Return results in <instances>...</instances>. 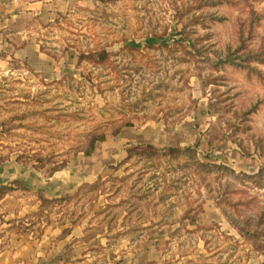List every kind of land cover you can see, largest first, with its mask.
<instances>
[{
	"label": "rangeland",
	"instance_id": "obj_1",
	"mask_svg": "<svg viewBox=\"0 0 264 264\" xmlns=\"http://www.w3.org/2000/svg\"><path fill=\"white\" fill-rule=\"evenodd\" d=\"M0 14L14 45L0 163L75 166L78 184L52 199L7 185L0 228L80 221L131 264L147 245L146 264H264V179L249 178L264 164V63L246 58L264 50V0H0Z\"/></svg>",
	"mask_w": 264,
	"mask_h": 264
},
{
	"label": "crops",
	"instance_id": "obj_2",
	"mask_svg": "<svg viewBox=\"0 0 264 264\" xmlns=\"http://www.w3.org/2000/svg\"><path fill=\"white\" fill-rule=\"evenodd\" d=\"M7 18L0 14V54L3 51H12L13 42L8 39L6 33L13 32L12 16L8 17V22H3ZM6 26V27H4ZM23 51V48L18 49ZM19 52L16 57H24L28 54ZM30 57V55H29ZM75 166H65L47 177H39L40 172L30 165L18 161L0 163V186L10 185L13 181H18L29 191H37L45 198H59L73 192L77 186L68 179L69 171ZM72 170V171H73ZM58 173L57 175H55ZM73 173H75L73 171ZM58 177H60L58 180ZM42 227L39 231L30 230L22 232L17 228H0V264H131L130 258L122 257L113 251L108 254V250L100 247L98 236L80 227V221L67 227L63 222ZM113 230V228L109 231ZM164 229L158 231V236L165 234ZM29 232V233H28ZM35 232H38L36 235ZM107 240V239H105ZM106 242V241H105ZM104 242V243H105ZM148 245L144 253L140 255L138 264H146L149 261ZM117 254V255H116ZM116 260V261H115Z\"/></svg>",
	"mask_w": 264,
	"mask_h": 264
},
{
	"label": "trees",
	"instance_id": "obj_3",
	"mask_svg": "<svg viewBox=\"0 0 264 264\" xmlns=\"http://www.w3.org/2000/svg\"><path fill=\"white\" fill-rule=\"evenodd\" d=\"M211 2H212V3H210V5H215V2H214V1H211ZM192 22L194 23V22H199V21H198L197 17H193ZM185 39L189 40L187 34L183 35L182 39H179V40H180V42H183V40H185ZM246 58H247V59L249 58V59H251V60H254V61L258 62V63H264V50H262L261 52L252 53V55H247ZM241 60L244 61V60H245V57H242ZM220 62H221V63L238 64V63L235 62V58L232 57L231 54H228L224 59H221ZM239 66H241V67H245L246 65H245L244 63H240ZM252 70H254L255 73L258 72V70H255V69H252ZM241 120L245 121V120H247V119H241ZM243 121H242V122H243ZM247 128H248V127L243 126V127H242V130L246 131ZM103 138H104L103 136L100 137V140H103ZM147 147L150 148V149L152 150V152H147V153H148V154H151V155H153V156H157V153H158L159 151H161V150L158 149V148L155 149V148H153V147H150V145H147ZM187 149H188V148H184V149L169 148L168 150H169L170 152H172V153H175V152H179V151H181V150H182V151H185V150H187ZM163 150H164V149H163ZM201 166H202L203 169H206L207 171H208V170L212 171V170H216V169H217V170L222 169V170H226V171H228V172H233L232 169H230V168L227 167L226 165H222V164H216V163H215V164H202V163H201ZM249 178H253V179H255L256 184H258V185H262V180L264 179V164H263L262 166H260V167L258 168V171H257L255 174H252ZM17 182H18V181H13V182H12L10 185H8V186H11V185H13V184L16 185ZM18 183H19V182H18ZM5 187H7V185H2V186H0V191L2 190V188H5Z\"/></svg>",
	"mask_w": 264,
	"mask_h": 264
}]
</instances>
